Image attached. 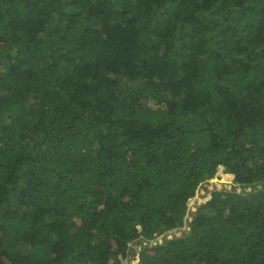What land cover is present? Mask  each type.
Here are the masks:
<instances>
[{
	"label": "trees",
	"instance_id": "16d2710c",
	"mask_svg": "<svg viewBox=\"0 0 264 264\" xmlns=\"http://www.w3.org/2000/svg\"><path fill=\"white\" fill-rule=\"evenodd\" d=\"M0 264H264V0H0Z\"/></svg>",
	"mask_w": 264,
	"mask_h": 264
},
{
	"label": "rangeland",
	"instance_id": "374dc122",
	"mask_svg": "<svg viewBox=\"0 0 264 264\" xmlns=\"http://www.w3.org/2000/svg\"><path fill=\"white\" fill-rule=\"evenodd\" d=\"M149 104L151 106H153V102H149ZM231 189V185L228 182H225L224 180L221 179H213V180H209L208 182L202 184V186L199 187L198 191L196 192V194L188 200L187 202V206H188V210H187V220L190 221L191 217L193 215V213H195L196 211V206L200 205L204 196L208 193V191L213 190V189ZM237 191L239 190V188H235ZM185 229H187L186 226H184L182 229L179 230H172L169 233L166 234L165 237L169 238L172 235H180L183 231H185ZM158 240H161V237L157 238ZM142 244H145L144 242H142ZM134 246H137V243L134 244Z\"/></svg>",
	"mask_w": 264,
	"mask_h": 264
},
{
	"label": "built area",
	"instance_id": "2783aa9c",
	"mask_svg": "<svg viewBox=\"0 0 264 264\" xmlns=\"http://www.w3.org/2000/svg\"><path fill=\"white\" fill-rule=\"evenodd\" d=\"M170 237H171V236H170ZM170 237H169V238H170ZM158 241H159V242H161V240H160V239H159ZM144 243H145V242H144ZM153 243H155V242H153Z\"/></svg>",
	"mask_w": 264,
	"mask_h": 264
}]
</instances>
